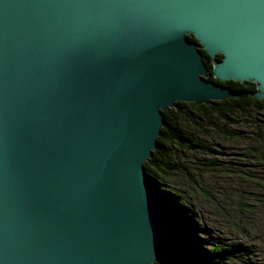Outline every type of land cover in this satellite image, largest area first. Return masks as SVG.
I'll return each instance as SVG.
<instances>
[{
  "label": "water",
  "instance_id": "95a60500",
  "mask_svg": "<svg viewBox=\"0 0 264 264\" xmlns=\"http://www.w3.org/2000/svg\"><path fill=\"white\" fill-rule=\"evenodd\" d=\"M201 48L264 100V0H0V264L161 259L163 113L238 96Z\"/></svg>",
  "mask_w": 264,
  "mask_h": 264
},
{
  "label": "rangeland",
  "instance_id": "374dc122",
  "mask_svg": "<svg viewBox=\"0 0 264 264\" xmlns=\"http://www.w3.org/2000/svg\"><path fill=\"white\" fill-rule=\"evenodd\" d=\"M216 80L218 79L212 81L220 86ZM255 86V91H257V85L255 84ZM231 90L238 94L235 100H230L232 98L228 99L229 102L235 101L232 104L237 107L234 108L235 113L231 115L237 121L236 124L226 123L216 116L213 117L212 121H202L197 117V112L187 107L185 108L186 111L192 115L190 119L182 121L181 125L184 133L186 132L196 140L203 141L220 152H224L222 156H218L221 159L220 161L224 163L215 171V174L204 173L205 170H200L195 165L201 160L214 161L215 157H212L214 155L210 156L209 154L195 151L196 149L190 151L186 149L189 152V158H185V150L177 145L175 151L179 156L176 159L180 157L182 159L181 161L178 160L179 163L175 161L169 162V166L176 167L174 168L176 176L173 171L171 179H168L165 174L162 175L171 183L194 191V195L188 200L184 199V194L182 193L185 204L180 203L186 205L187 211H190L195 216L198 230H193V235L204 239L203 244L198 243V248L209 249L214 245L227 247L242 244L244 247L239 249V253L235 252L234 258L226 264H264V161L261 162L259 160L261 156H264V140L262 142L257 140L258 135L264 137V104L258 106L247 100L246 97L239 99L243 96L240 90H237V88ZM255 91L251 93H255ZM247 113L249 117L246 116ZM251 119L253 123L256 121L254 130L250 123ZM214 125L217 128L231 131L234 136L228 137V135H224ZM201 127H205L208 131L202 130ZM254 148L256 151H253ZM252 169L256 170V172H250ZM163 176L161 177L163 178ZM147 178L151 182L153 181L148 176ZM157 181L162 184L163 179ZM165 183H168V181L166 180ZM171 183H168L167 186H173ZM217 187H219V190ZM163 189L166 188L163 187ZM155 190L157 191V189ZM205 195H209V197ZM159 198L163 211H171L170 207L164 206L160 195ZM244 204H248L249 212L245 211L244 214H240L235 210ZM162 218L163 225L170 227L171 220L165 217ZM186 226H188L186 223L181 225L182 231L184 229L183 232L187 231ZM166 228L163 227V239L167 238L172 243L175 237L177 238L181 234V231L175 232V237L171 235L167 237ZM169 248H173L171 244L167 246V250ZM173 255L176 256V254ZM176 257L189 264V260L186 257Z\"/></svg>",
  "mask_w": 264,
  "mask_h": 264
},
{
  "label": "trees",
  "instance_id": "16d2710c",
  "mask_svg": "<svg viewBox=\"0 0 264 264\" xmlns=\"http://www.w3.org/2000/svg\"><path fill=\"white\" fill-rule=\"evenodd\" d=\"M189 39L191 41L196 42V39L193 36L190 37ZM201 52L203 53V57L205 59L206 65L211 68L212 67L211 57L207 55L202 49ZM222 58L223 57L221 55L217 57L218 60H221ZM212 80H215L213 76H211L210 78V81ZM216 81L221 85L223 84L228 85L232 89H236V88L237 90L239 89L241 94L243 95L239 99H243L244 97H246L247 100L253 102L258 106L264 104V100H259L250 96V93L253 90L255 91L256 89L255 84L251 82L222 83L219 80ZM230 100H235V98H232ZM233 102L235 101L229 102L228 100H225L222 102H216L210 106H204V105L196 106L195 104L192 103L178 102L176 108L170 109L167 112L163 113L165 126L162 128L161 135L158 139L159 149L153 152L151 159H149V162H146L144 166H145V171L147 172V176L153 180L152 182L155 184L154 185L155 189H157L158 194L162 198L164 206L165 207L168 206L171 208V211L170 210L164 211V217L171 220L170 227L164 226L165 228L167 227L166 228L167 237H169L170 235L172 237H175L176 236L175 232L178 231H181V234H179L177 238L175 237V240L172 241V243L169 240H167V238H164L165 252L161 257V259L155 264H186L187 263L185 261L183 262L182 260L178 259L176 256H179L181 258L186 257L189 260V264H226L228 261L234 258L235 252L239 253V249L244 247L242 244H239V245L227 246V247L214 245L209 249L198 248L197 247L198 243L203 244L204 239H201L200 237H195L193 235L194 234L193 230H198L194 218L195 216L190 211H187L186 205H183L185 204L184 199L188 200L189 198H191L194 195V191H191V189L189 188H181L177 184L175 183L173 184L168 180L173 177L172 171L176 176L175 173L176 170H174V168L176 167L172 165L169 166L170 163L174 161L176 163H179V161H181L182 159V157L176 159V157L179 156L175 151L177 149V145L185 150V158H189L188 151L194 149H196L195 151L203 152L209 154L210 156L214 155L212 156L215 157L214 161H208V159L201 160L204 162L199 161L197 165H195V167L198 166L197 167L198 169L205 170L204 173L215 174V171H217L220 165L224 163L223 161H220L221 159H219L218 157V156H222L224 152H220L215 147L207 145L203 141L196 140L193 136H190L186 132L185 133L183 132V128L181 126L182 121L190 119V116L192 115L188 113L185 108L187 107L192 108V111L197 112L196 114L198 115L197 117L202 121H212L213 117L216 116L222 119L223 121H225L226 123L236 124L237 121L235 120V118L231 117V115L235 113L234 108H237L236 106H233L232 104ZM247 115L248 113L246 114V116ZM196 123L198 124V122ZM250 123L253 126L252 129L254 130L256 128L255 126L256 121H254L253 123L251 119ZM214 127L217 128L216 125H214ZM201 129L208 131V129H206L205 127H201ZM217 130L222 132L224 135H228V137L234 136V134L229 130L227 131L219 127L217 128ZM257 140L262 142L264 140V137L258 135ZM186 149L189 150L187 151ZM253 151H256L255 148L253 149ZM259 160L261 162L264 161V156H261ZM225 167L228 168L227 166ZM250 172H256V170L252 169ZM162 174H165V176H167L168 179H166ZM161 176H163V178ZM161 179H163V182H161L162 184L158 183L157 181V180L160 181ZM166 180L168 181V183L173 184V186L170 187L167 186L168 183H165ZM163 187H165L166 189H163ZM217 189L219 190V187H217ZM182 193L184 194V199L182 197L183 196ZM205 196L209 197V195H205ZM180 202H182L183 204H181ZM235 210H237L240 214H244L245 211L249 212L248 204L247 205L244 204L241 207L236 208ZM183 223L188 224V226H186L187 229L186 232H183L181 229L182 228L181 225ZM170 244L172 245L173 248H169V250H167V246L168 245L170 246ZM169 252L176 254V256L170 254Z\"/></svg>",
  "mask_w": 264,
  "mask_h": 264
},
{
  "label": "bare ground",
  "instance_id": "6f19581e",
  "mask_svg": "<svg viewBox=\"0 0 264 264\" xmlns=\"http://www.w3.org/2000/svg\"><path fill=\"white\" fill-rule=\"evenodd\" d=\"M190 38V37H189ZM197 42V41H196ZM209 57V56H208ZM203 62H205V59L203 58ZM205 64V66L207 67V69H208V78H207V80L208 81H210V78H211V76H213V67L212 68H209L207 65H206V63H204ZM230 82V81H229ZM221 86V85H220ZM254 91V90H253ZM256 92V91H255ZM228 100V99H227ZM218 101H220V100H218ZM193 104V103H192ZM237 104V103H236ZM147 162H149V160L147 161ZM241 173V172H240ZM146 176H147V173H146ZM148 179V178H147ZM242 179V178H241ZM149 181H150V179H148ZM155 185V184H154ZM227 195V194H226ZM233 195V194H232ZM225 205V204H224ZM182 223V222H181ZM211 225V224H210ZM183 231H184V229H183ZM180 232V231H179ZM212 232V231H211ZM164 233V232H163ZM235 238H237V237H235ZM234 238V239H235ZM236 241V240H235Z\"/></svg>",
  "mask_w": 264,
  "mask_h": 264
},
{
  "label": "flooded vegetation",
  "instance_id": "af4514ba",
  "mask_svg": "<svg viewBox=\"0 0 264 264\" xmlns=\"http://www.w3.org/2000/svg\"><path fill=\"white\" fill-rule=\"evenodd\" d=\"M211 63H212V65H213L212 59H211ZM209 68H210V67H209ZM211 68H212V67H211ZM224 83H227V82H224ZM220 85H221V84H220ZM221 86L231 88V87H229L228 85H225V84H223V85H221ZM231 89H232V88H231Z\"/></svg>",
  "mask_w": 264,
  "mask_h": 264
}]
</instances>
